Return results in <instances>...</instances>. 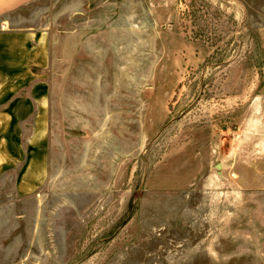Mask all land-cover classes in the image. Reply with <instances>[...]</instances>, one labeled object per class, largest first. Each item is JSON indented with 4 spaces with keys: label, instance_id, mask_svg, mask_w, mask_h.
<instances>
[{
    "label": "rangeland",
    "instance_id": "1",
    "mask_svg": "<svg viewBox=\"0 0 264 264\" xmlns=\"http://www.w3.org/2000/svg\"><path fill=\"white\" fill-rule=\"evenodd\" d=\"M81 4L0 0V28L47 30L61 43L95 22L133 26L135 73L143 65L151 74L143 82L135 75L134 82L135 90L151 93V112L143 116L148 128L135 130L137 152L118 190L96 195L56 189L22 198L0 191V264H229L222 255L224 233H264V177L255 179L264 174V2L92 0L80 11ZM100 8L107 16H96ZM14 69L7 67L8 73ZM34 72L46 74V67ZM62 72L56 65L55 73ZM58 84L63 91L79 83ZM30 85L24 82L23 89ZM66 133L79 137L84 131L58 128L60 159ZM77 155L65 170L63 163L55 167L70 172V186L94 180L79 176ZM186 167L194 169L192 183H153ZM255 186L263 202L256 211L249 206L254 193L244 192ZM47 215L65 224H44ZM45 234L66 236L36 240Z\"/></svg>",
    "mask_w": 264,
    "mask_h": 264
},
{
    "label": "crops",
    "instance_id": "2",
    "mask_svg": "<svg viewBox=\"0 0 264 264\" xmlns=\"http://www.w3.org/2000/svg\"><path fill=\"white\" fill-rule=\"evenodd\" d=\"M91 1L80 0L83 2L80 11H87ZM262 7L264 9V4ZM100 10L102 12L96 16H107L104 9ZM118 23L110 19L80 26L73 33L77 35L61 43L54 42L52 33L47 30L12 31L0 28L1 192L18 195V198L29 194L44 195L45 191L50 194L56 189L64 193L102 195L118 190L126 181L130 162L137 152L135 130L147 127L148 121L143 116L149 114L152 108L150 91L135 90V75H139V80L143 82L149 81L151 74L144 72L143 65L135 73V47L130 42L135 28ZM57 50L60 54L56 57ZM58 64L63 67L61 74L55 73ZM8 66L15 69L8 73ZM40 66L46 67V74L33 73V69ZM24 82L31 83L25 90ZM56 82L79 84L72 90L60 91V84L56 85ZM136 95L141 98L138 103L135 102ZM138 114L142 115L140 122L139 118L136 121ZM58 128L84 131L79 137L66 133L68 137L62 139V159L56 151ZM145 137L150 139V134ZM76 152L79 176L94 180H89L87 184L80 180L79 185L70 186L66 183L70 172L68 175L67 172L58 173L55 167L58 164L60 169V163H63L65 170ZM193 170L186 167L172 177L165 175L159 182L153 179L156 170L151 178L155 185L156 182L160 185L174 179L188 184L192 183ZM263 177L264 174H260L255 179ZM261 190L260 186L244 190L245 193H254L255 203L251 202L249 206L255 211L262 210L263 202L260 196L257 197ZM255 216L253 223L258 225L259 219ZM45 218L44 224L47 225H55L56 221L65 224L64 219L60 222L50 215ZM223 235L222 255L230 260L229 264H264V233ZM65 236L45 234L36 240L57 241ZM206 251V256L210 257V249Z\"/></svg>",
    "mask_w": 264,
    "mask_h": 264
},
{
    "label": "trees",
    "instance_id": "3",
    "mask_svg": "<svg viewBox=\"0 0 264 264\" xmlns=\"http://www.w3.org/2000/svg\"><path fill=\"white\" fill-rule=\"evenodd\" d=\"M199 11H201L199 8L196 9L195 11L193 10V11H192V15L196 16V14H197ZM209 36H210V35H209ZM209 38H210V37H209Z\"/></svg>",
    "mask_w": 264,
    "mask_h": 264
}]
</instances>
